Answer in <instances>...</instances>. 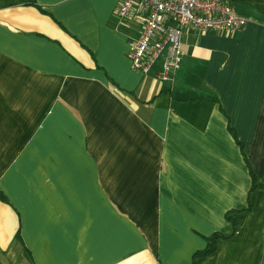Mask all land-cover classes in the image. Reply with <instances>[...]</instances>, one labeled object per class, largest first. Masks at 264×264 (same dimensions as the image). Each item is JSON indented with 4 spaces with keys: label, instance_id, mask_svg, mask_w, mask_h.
Returning a JSON list of instances; mask_svg holds the SVG:
<instances>
[{
    "label": "crops",
    "instance_id": "0c3cea01",
    "mask_svg": "<svg viewBox=\"0 0 264 264\" xmlns=\"http://www.w3.org/2000/svg\"><path fill=\"white\" fill-rule=\"evenodd\" d=\"M122 1L0 8V264H194L214 234L202 264H264V0L187 28L170 82Z\"/></svg>",
    "mask_w": 264,
    "mask_h": 264
},
{
    "label": "built area",
    "instance_id": "2783aa9c",
    "mask_svg": "<svg viewBox=\"0 0 264 264\" xmlns=\"http://www.w3.org/2000/svg\"><path fill=\"white\" fill-rule=\"evenodd\" d=\"M118 16L139 34L129 55L132 70L146 76L162 61V72L156 76L161 82L174 81L183 65L187 28L232 30L248 23L233 0H123Z\"/></svg>",
    "mask_w": 264,
    "mask_h": 264
},
{
    "label": "trees",
    "instance_id": "16d2710c",
    "mask_svg": "<svg viewBox=\"0 0 264 264\" xmlns=\"http://www.w3.org/2000/svg\"><path fill=\"white\" fill-rule=\"evenodd\" d=\"M14 6L39 7V4L37 0H0V8L14 7ZM231 131L233 132L232 129ZM258 186H262V185L259 184L257 177L253 175V190ZM0 198L6 203H9L7 197L3 194L2 191H0ZM238 214H239L238 212L233 211V212H229L227 215V219L231 221L234 225V235H236L239 232V223L237 218ZM17 237L21 239V230L18 232ZM224 238L225 237L220 234H214L211 237L207 238V242H208L207 248L204 251H200L194 255L193 263L202 264L205 260H207L211 255H213L216 252L218 241Z\"/></svg>",
    "mask_w": 264,
    "mask_h": 264
},
{
    "label": "rangeland",
    "instance_id": "374dc122",
    "mask_svg": "<svg viewBox=\"0 0 264 264\" xmlns=\"http://www.w3.org/2000/svg\"><path fill=\"white\" fill-rule=\"evenodd\" d=\"M161 62V61H160ZM157 65H159V62H158V64Z\"/></svg>",
    "mask_w": 264,
    "mask_h": 264
}]
</instances>
